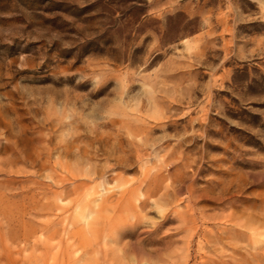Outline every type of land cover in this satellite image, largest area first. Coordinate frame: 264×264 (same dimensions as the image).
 <instances>
[{"label":"rangeland","instance_id":"rangeland-1","mask_svg":"<svg viewBox=\"0 0 264 264\" xmlns=\"http://www.w3.org/2000/svg\"><path fill=\"white\" fill-rule=\"evenodd\" d=\"M0 264H264V0H0Z\"/></svg>","mask_w":264,"mask_h":264}]
</instances>
